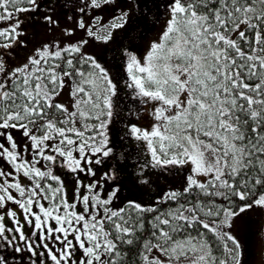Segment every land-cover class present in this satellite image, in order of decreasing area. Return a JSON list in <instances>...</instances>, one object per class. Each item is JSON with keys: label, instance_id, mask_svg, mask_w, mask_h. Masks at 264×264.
Segmentation results:
<instances>
[{"label": "snow or ice", "instance_id": "snow-or-ice-1", "mask_svg": "<svg viewBox=\"0 0 264 264\" xmlns=\"http://www.w3.org/2000/svg\"><path fill=\"white\" fill-rule=\"evenodd\" d=\"M112 3L79 0L74 27L21 61L23 26L59 20L52 0H0V264H244L235 221L264 211V0H166L146 55L123 49L129 99L152 108L150 128L125 125L147 157L140 171L183 181L120 206L119 185L106 187L116 169L100 167L114 156L121 81L87 51L128 23L125 9L89 16Z\"/></svg>", "mask_w": 264, "mask_h": 264}, {"label": "rangeland", "instance_id": "rangeland-1", "mask_svg": "<svg viewBox=\"0 0 264 264\" xmlns=\"http://www.w3.org/2000/svg\"><path fill=\"white\" fill-rule=\"evenodd\" d=\"M52 14V13H51ZM102 15V13L95 12L92 16ZM53 15V14H52ZM59 20L60 27L55 31L47 30L44 25L41 26L40 33H35L34 39H36V47H38L43 42H49L53 40H61V31L64 27H74V20L78 17H73L72 21L65 19L63 17H55ZM168 19L167 13L165 16L160 17L159 21L156 23L155 27L151 30L149 38L144 42L142 46L137 49V55L142 59L146 55L150 43L153 41H158L161 33L164 30L166 20ZM107 20H104L102 23H107ZM30 21L26 24L27 35L22 37L26 40L28 46L31 44V33L29 31L33 28L32 25H29ZM35 24V23H33ZM35 26V25H34ZM24 27V26H23ZM38 35V36H37ZM83 32L79 29H76L74 35L67 39H64L63 42L67 43L69 41L74 42L83 37ZM110 42V41H109ZM30 43V44H29ZM105 44L100 41H90V45L87 48V51L94 54L95 45ZM125 49V46L122 45ZM32 48V50L34 49ZM121 48L116 49L119 53ZM28 52L27 54H30ZM100 61V57H97ZM103 62V63H102ZM106 67L110 69V72L114 79L121 81L118 98H117V115L114 117V123L111 127V141L116 137L123 136L125 131V125L129 121L138 123L142 128H150L153 120L150 116L152 110L151 105L142 106L140 110L130 99L128 95V90L124 88L123 80L125 75L122 69L123 63H118L114 65L111 60L101 61ZM64 102L68 101L67 92L62 96ZM131 110V111H129ZM123 127V132H118L120 127ZM124 154H114V156L106 161L104 165L100 167V171L107 170L109 166H112L116 169V180L110 182L106 187L110 189L113 184H118L120 187L119 200L116 202V205L119 206L120 201L124 203L127 200H136L141 203L151 204L154 203L156 198L163 194V192L169 189H176L181 186L183 181V174L174 175L173 172L164 171L160 169H153L151 167L144 168L143 171L137 176H126L121 175L122 169L121 165L123 163L122 157ZM127 170V169H126ZM125 172V171H124ZM65 180L66 188L71 195L73 190V177L71 175H64L62 177ZM142 179H147L148 183H141ZM233 234L236 235L244 245V264H264V211L260 209L250 210L247 214L242 215V218H238L235 221L234 228L232 229ZM15 264V261L12 262Z\"/></svg>", "mask_w": 264, "mask_h": 264}, {"label": "trees", "instance_id": "trees-1", "mask_svg": "<svg viewBox=\"0 0 264 264\" xmlns=\"http://www.w3.org/2000/svg\"><path fill=\"white\" fill-rule=\"evenodd\" d=\"M52 7L54 8L53 15L54 17H64V13L62 11V6L59 4L58 0H52ZM103 9L100 8V11L98 13H102ZM162 17V16H160ZM67 18V17H66ZM30 21L29 25L32 29L29 31V34L31 33V44L26 49H19L16 53L17 57L23 61L24 57L27 55L28 52L32 51V48H34L36 44L35 33H40L42 23ZM141 24V21L137 19L133 23H130L129 25H125L123 29H120L117 35L113 34V39L105 44L102 45H95L94 54L96 57H100L103 61L111 60L112 63L114 62V65H118V63H123L122 59V52H123V44L125 45V39L131 38L134 31L139 28ZM35 25V26H34ZM28 25L25 24L24 27H27ZM151 34V30L146 29L142 32L141 37L143 38L144 42L149 38ZM38 36V35H37ZM121 48L120 52L117 53L116 49ZM125 48H127L125 46ZM130 48V47H128ZM101 60V61H102ZM103 63V62H102ZM123 69V65L121 66ZM140 110L142 109V106L139 104H135ZM123 127L121 126L118 132H123ZM17 139H19V133H16ZM111 144L114 148V154H124L122 157V173L121 175L126 176H137L141 173L140 168L145 163L147 157L144 152V149L142 145L129 138L127 136V133H125L123 136L116 137L115 139H112ZM127 169V170H126ZM125 171V172H124ZM123 204L122 200L120 201L119 206Z\"/></svg>", "mask_w": 264, "mask_h": 264}, {"label": "flooded vegetation", "instance_id": "flooded-vegetation-1", "mask_svg": "<svg viewBox=\"0 0 264 264\" xmlns=\"http://www.w3.org/2000/svg\"><path fill=\"white\" fill-rule=\"evenodd\" d=\"M58 2L62 6L63 18L67 19L66 17L69 16L78 17L79 14L74 9L77 7L79 0H58ZM165 4L166 0H114V3L102 6V15L98 14V16L103 18L102 22L104 20L110 21L120 9H125L129 11L128 25L139 19L141 21L139 28L134 31L131 38L125 39V45L123 44L127 48L134 49L137 53V49L142 46L144 41L141 37L142 32L146 29L152 30L159 21L160 16L166 15ZM98 11H100V8L95 10L88 9L89 16ZM119 31L120 29L113 34L117 35Z\"/></svg>", "mask_w": 264, "mask_h": 264}]
</instances>
